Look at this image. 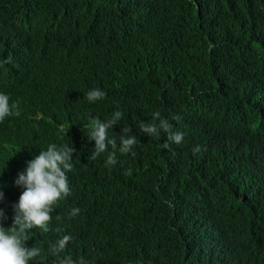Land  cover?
<instances>
[{"label":"trees","instance_id":"16d2710c","mask_svg":"<svg viewBox=\"0 0 264 264\" xmlns=\"http://www.w3.org/2000/svg\"><path fill=\"white\" fill-rule=\"evenodd\" d=\"M20 1L0 0L6 47L19 34L48 63L54 36L65 35L71 73L98 49L117 100L145 99L184 135L164 149L167 133H138L144 194L92 223L85 264H264V193H246L230 160L237 148L264 154V0H54L62 15L93 9L83 24L57 28ZM70 94L65 85L39 102L13 101L21 115L0 123V143L27 137L21 129L40 102L64 105Z\"/></svg>","mask_w":264,"mask_h":264},{"label":"clouds","instance_id":"9594fccd","mask_svg":"<svg viewBox=\"0 0 264 264\" xmlns=\"http://www.w3.org/2000/svg\"><path fill=\"white\" fill-rule=\"evenodd\" d=\"M30 8L43 10L46 23L56 28L83 24L93 10L84 5L62 15L54 0H30ZM0 30V123L21 115L13 101L23 96L39 102L47 90L69 85L74 91L64 105H36L21 129L27 137L18 134L14 144L0 143V264H85L92 223H102L126 197L144 194L138 133H167L164 149L171 142L180 144L184 135L159 112L152 114L145 99L120 103L112 75L98 64V49L90 67L71 73L65 35L54 36L58 55L47 63L40 48L19 34L16 44L6 47L7 31L4 26ZM230 160L246 193H264L261 151L237 148Z\"/></svg>","mask_w":264,"mask_h":264},{"label":"bare ground","instance_id":"6f19581e","mask_svg":"<svg viewBox=\"0 0 264 264\" xmlns=\"http://www.w3.org/2000/svg\"><path fill=\"white\" fill-rule=\"evenodd\" d=\"M18 2H19V1H18ZM20 2H22V0H21ZM22 6H24V5H22ZM24 7H25V6H24ZM9 9H10V8H9ZM25 9H27V8H25ZM30 9H31V8H30ZM10 11H11V9H10ZM26 11H27V10H26ZM14 16H15V15H14ZM9 18H10V17H9ZM13 19H15V18H13ZM19 22H20V20H19ZM9 24H10V23H9ZM23 26H24V25H23ZM24 27H25V26H24ZM24 27H23V28H24ZM75 53H76V52H75ZM68 57H69V54H65V55H64V58H65V59H69ZM84 133H86V132H82V133H81V136H83ZM14 142H15V141H14ZM90 192H91V190L87 191V193H90Z\"/></svg>","mask_w":264,"mask_h":264}]
</instances>
